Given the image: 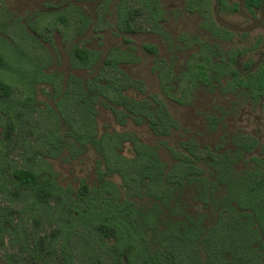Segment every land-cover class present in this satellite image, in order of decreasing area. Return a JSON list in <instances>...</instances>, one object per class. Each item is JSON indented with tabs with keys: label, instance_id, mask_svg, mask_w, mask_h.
<instances>
[{
	"label": "trees",
	"instance_id": "obj_1",
	"mask_svg": "<svg viewBox=\"0 0 264 264\" xmlns=\"http://www.w3.org/2000/svg\"><path fill=\"white\" fill-rule=\"evenodd\" d=\"M132 1L143 6L149 30L164 37L158 23L162 19L158 0H119L115 8L117 29L130 31L133 11L128 5ZM209 2L188 0L186 6L189 11L202 15V26L211 35L225 38L227 34L216 27L211 18ZM108 3L109 0H100L99 7L105 8ZM244 5L251 10L259 7L260 0H244ZM69 8L73 11L68 15L65 10H55L53 14L35 13L19 27L28 31L33 41L51 27L62 29L65 37L77 29L82 32L88 18L78 7ZM4 9L0 8V18L5 14ZM52 16L53 25L48 23ZM143 48L156 52L151 45ZM68 55L72 68L89 69L97 53L71 45ZM213 56L207 53L195 61L188 75L205 81L209 68L215 65L211 63ZM134 60L131 47L126 51L113 49L106 55L103 67L118 71L117 64ZM12 65L0 54V69L21 74V63ZM228 74L233 83L250 92L253 100L264 99V67L244 76L228 68ZM42 76L47 75L42 73ZM159 79L162 90L171 96L166 86L168 77L163 78L159 73ZM66 81L61 91V80L55 75L51 80L58 101L50 112L53 130L44 133L46 153L35 154L32 145H24V152L37 155L39 161L32 164L24 161L23 167L12 168L3 154L0 155V194L3 198L10 204L17 201L26 206L31 202L35 212L43 214L45 219L41 220L53 221L62 240L77 234L87 247L100 249L102 255L109 258L108 264H264V162L253 158V164L241 173H235L232 168L243 152L249 153L254 148L253 138L235 136L236 151L232 154L216 153V148L209 147L201 150L192 141L181 143L182 151L166 147L172 159L167 165L158 157L155 147L141 142L134 133H98L95 121L96 105L101 104L111 111L119 124L130 119L137 125L145 123L156 137L167 136L177 124L163 111V103L156 95L141 100L127 98L121 91L128 83L118 85L120 79L103 73L88 81L72 76ZM12 95V84L0 78V103L28 114L29 108L24 110L27 103L20 105ZM13 117L4 127L5 143L13 140L9 132L17 127L19 119L16 115ZM124 143H129L134 153L132 158L122 155ZM87 146L97 155L94 183L88 186L81 181L76 190L60 186L56 181L57 173L44 157H56L64 149L83 152ZM113 175L119 177L123 192L111 180ZM186 187L193 189L191 199L202 205L204 213L192 212L186 207L182 196ZM220 189L222 192L218 196L216 192ZM51 200L53 205H50ZM10 204L0 205V249L4 248L3 240L8 236L10 244L19 245L28 253L32 264H75L67 243H59L57 251L50 253L38 251L34 236L29 239L23 225L14 223ZM206 218L210 222L206 223ZM31 219L39 225L35 217ZM79 227L86 234L78 231ZM6 261L29 264L9 256ZM87 264L106 263L99 254H93Z\"/></svg>",
	"mask_w": 264,
	"mask_h": 264
},
{
	"label": "rangeland",
	"instance_id": "obj_2",
	"mask_svg": "<svg viewBox=\"0 0 264 264\" xmlns=\"http://www.w3.org/2000/svg\"><path fill=\"white\" fill-rule=\"evenodd\" d=\"M185 1L161 0L165 39L149 32L150 25L144 21L143 6L135 1L130 3L133 11L131 32L120 34L115 27L114 5L117 0H111L105 8L99 7L100 0H0V8H5V14L0 18V54L8 65H22L21 74L11 69H0V78L12 84L13 99L19 101L20 105L26 102L24 110L29 108L26 114L13 106L6 108L0 103V155L3 154L8 165L19 168L24 166V161L30 164L39 161L37 155L24 152V145H32L31 150L35 154L46 153L43 148L44 133L53 130L50 112L58 101L53 94V75L61 80L62 91L70 76L88 81L99 77L101 73L120 79L118 85L125 86L128 83L121 91L127 98L141 100L152 94L157 95L163 103V111L178 125L175 129L171 128L167 136L156 137L145 123L137 125L126 119L124 124H119L107 107L98 104L95 117L98 133L132 132L140 141L155 147L158 157L167 165H170L172 159L166 147L182 151L181 143L192 141L201 150L209 147L212 150L216 148V153L231 154L236 151L232 137L246 135L256 140V146L250 153L242 155L241 160L232 167L233 171L241 173L248 169L252 164L250 157L264 161V99L252 100L248 92L229 82L228 75V67L241 73L264 66V0L261 9L252 13L243 7L242 0L226 1L227 5L235 6V11L222 9L218 0H210V10L216 25L228 33L225 39L213 37L205 31L201 26L200 15L185 10ZM69 6L78 7L88 18L89 22L82 32L77 29L65 37L62 29L51 27L49 31L37 36L36 42L28 37V31L27 34L19 27V24H24L35 13L53 14L55 10H65L68 15L73 11ZM48 23L53 25V16L49 17ZM195 40L200 41V44ZM71 45L82 46L97 53L89 69H74L70 66L68 52ZM143 45L155 46L156 54L144 51ZM128 46L133 47L136 62L117 64L118 71L103 67L104 59L111 50L125 51ZM206 53L214 54L211 63L215 65L209 68L205 81L192 79L188 75L190 68ZM229 56L234 60L228 62ZM36 70H39V74ZM42 73L47 76L43 77ZM159 73L163 78L167 75L170 77L166 84L168 92L182 103L165 96L159 84ZM15 115L19 119L17 127L9 132L13 140L5 143L4 127ZM122 155L133 157L129 143L123 144ZM44 159L57 173L56 181L62 187L70 186L76 190L81 181L88 186L95 181L97 155L90 146L83 152L64 149L60 155L52 158L46 156ZM201 167L205 168L204 164ZM111 180L123 192L119 177L113 175ZM221 192V189L218 190L217 195ZM183 193V201L189 211H201L200 205L191 199L193 189L186 187ZM12 203L0 194V205L10 204L14 211V223L23 225L29 239L34 236L38 251H57L59 243L64 242L75 264H87L93 254H99L102 261L110 263L100 249L96 246L87 247L85 240L77 234L62 240L53 221L41 220L45 219L43 214L36 213L31 202H27L26 206L22 202ZM50 205H53V200ZM20 209L23 211L18 214ZM31 217L40 222L38 226ZM77 230L86 234L80 227ZM3 244L0 264H9L7 256L32 264L28 253L22 251L19 245L10 244L8 236L4 237ZM42 244L44 246L40 247Z\"/></svg>",
	"mask_w": 264,
	"mask_h": 264
},
{
	"label": "flooded vegetation",
	"instance_id": "obj_3",
	"mask_svg": "<svg viewBox=\"0 0 264 264\" xmlns=\"http://www.w3.org/2000/svg\"><path fill=\"white\" fill-rule=\"evenodd\" d=\"M110 1L111 0H109V3H110ZM118 1L119 0H117V2L115 3V5H114V13H115V8H116V5H117V3H118ZM187 1L188 0H186L185 1V3H184V8H185V10L187 11V12H189V13H192V14H197V15H200V17L202 18V24H203V17H202V15L198 12V11H189L188 9H187V6H186V3H187ZM210 1V0H209ZM226 1L227 0H223V2H221V0H218V2H219V5H220V7L222 8V9H228V8H230V9H233L234 11H235V6H229V5H227V3H226ZM108 3V4H109ZM131 3V2H130ZM129 3V5H128V7H129V9H130V4ZM210 3H211V1L209 2V8H210ZM158 4H159V7H160V10H161V12H162V19L158 22L159 24H160V26L162 27V30H163V32H164V37H162V38H167L166 37V34H165V31H164V26H163V22H164V15H163V8H162V3H161V0H158ZM242 4H243V7L249 12V13H252V12H254L255 10H260L261 9V7L263 6V0H260V5H259V7H252L251 8V10H249L245 5H244V0H242ZM131 10V9H130ZM210 13H211V10H210ZM145 15H146V13L144 14V17H145ZM211 18H212V20H213V22H214V24L216 25V23H215V21H214V19H213V16H212V14H211ZM115 20H116V14H115ZM131 20H132V17L130 18V31L129 32H123V31H120V30H118L117 29V27H116V22H115V27H116V29H117V31L118 32H120V34H123V33H130L131 32ZM144 21H145V19H144ZM145 23H147V22H145ZM147 24H149V23H147ZM202 24H201V26H202ZM150 25V24H149ZM216 27H218L217 25H216ZM202 28H203V26H202ZM219 28V27H218ZM150 29V28H149ZM204 29V28H203ZM221 29V28H220ZM205 31H207L206 29H204ZM222 30V29H221ZM223 31V30H222ZM149 32H151V33H153L152 31H150L149 30ZM208 32V31H207ZM224 32V31H223ZM209 33V32H208ZM226 33V32H225ZM153 34H155V33H153ZM210 34V33H209ZM227 34V36L225 37V38H227L228 37V33H226ZM156 35H158V34H156ZM211 35V34H210ZM211 36H213V35H211ZM161 37V36H160ZM213 37H221V38H223V39H225L222 35H220V36H213ZM125 41H127V39H124ZM195 42L197 43V44H200V43H198V40H195ZM200 42V41H199ZM144 46V45H143ZM151 46H153V45H151ZM129 47H131V46H128L127 47V49L129 48ZM155 49H156V52H157V48L155 47V46H153ZM132 48V54H133V47H131ZM143 50L144 51H146L144 48H143ZM119 51V50H118ZM126 51V50H125ZM146 52H148V51H146ZM156 52L155 53H153V52H148V53H151V54H156ZM207 54V53H206ZM210 54H213V53H210ZM234 54H236V53H234ZM214 55V54H213ZM133 56H134V54H133ZM213 58V57H212ZM211 58V59H212ZM229 58V60H228V62H230V61H232V60H234L233 58H232V56L230 57H228ZM134 61L132 62L131 61V63H134V62H136L137 61V59L135 58V56H134ZM129 63V62H128ZM122 64V63H121ZM123 64H126V63H123ZM120 65V64H119ZM260 67H264V66H259L258 68H256V69H254V70H251V71H247V72H241V73H239V72H237L235 69H233L232 67H228V68H231V69H233L234 71H236L239 75H242V76H244L246 73H248V72H253V71H255V70H257V69H259ZM119 70V69H118ZM229 75V74H228ZM167 77H168V79H170V77L167 75ZM230 77V76H229ZM231 77H230V83H233L232 81H231ZM198 81H200V80H198ZM159 84H160V79H159ZM235 86H237L238 88H240V89H243V90H245L246 92H248L249 93V95H250V92L247 90V89H244V88H241V87H239L238 85H236L235 83H233ZM163 93L165 94V96L167 97V98H169V99H174V96H173V94L172 93H169L171 96H169V95H167L164 91H163ZM152 95H155V94H152ZM152 95H149L148 97H150V96H152ZM157 96V95H156ZM158 97V96H157ZM147 98V97H146ZM250 98H251V96H250ZM252 99V98H251ZM258 99H263L262 97H258L257 98V100ZM174 100H176L178 103H182V101H180V100H178V99H174ZM253 100V99H252ZM255 101V100H254ZM152 102V101H151ZM153 104V103H152ZM172 118V117H171ZM173 119V118H172ZM174 120V119H173ZM175 121V120H174ZM176 122V121H175ZM176 124H177V122H176ZM178 125V124H177ZM173 129H175V128H173ZM150 130V129H149ZM244 137V136H246V135H237L236 137ZM235 137V136H234ZM234 137H232V144H233V138ZM252 138V137H251ZM254 141H255V146H256V140L254 139ZM142 142V141H141ZM233 146H234V144H233ZM255 146H254V148H255ZM235 147V146H234ZM253 148V149H254ZM214 149V148H213ZM236 149V148H235ZM252 149V150H253ZM251 150V151H252ZM250 151V152H251ZM249 152V153H250ZM244 153H246V154H248L247 152H243L241 155H240V158H239V160L238 161H240L241 160V157H242V155L244 154ZM232 154V153H231ZM254 157H250L249 158V160H251L252 161V159H253ZM256 159H258V158H256ZM259 160H261V159H259ZM237 161V162H238ZM262 161V160H261ZM264 162V161H263ZM252 164H253V161H252ZM251 164V165H252ZM235 165V164H234ZM250 165V166H251ZM249 166V167H250ZM248 167V168H249ZM217 193V192H216ZM194 203H196V205H200V209H201V211L200 210H196L197 212H202V213H204L205 212V210L203 209V207H202V205L199 203V202H194ZM195 211V212H196ZM205 222L206 223H208V222H210V219L209 218H206L205 219Z\"/></svg>",
	"mask_w": 264,
	"mask_h": 264
}]
</instances>
